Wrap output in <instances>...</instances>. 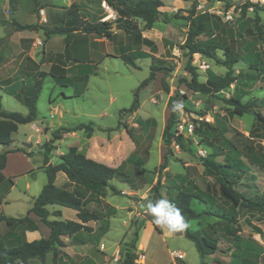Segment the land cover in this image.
Returning <instances> with one entry per match:
<instances>
[{"label":"rangeland","instance_id":"obj_1","mask_svg":"<svg viewBox=\"0 0 264 264\" xmlns=\"http://www.w3.org/2000/svg\"><path fill=\"white\" fill-rule=\"evenodd\" d=\"M162 1L164 7L160 8L152 28H146L140 19H132L140 31L133 36L119 29L117 15L107 9L104 0H40L39 6L35 0H17L13 19L8 14V0H0V105L10 112L26 114L27 109L8 94L11 89L4 90L3 81L9 78V83H15L12 92H18L23 86L28 88L33 81L32 75L41 69L46 72L50 69V65H44L45 53H61L65 49L62 36L46 40L42 29L16 31L12 21L52 28L59 20H48L45 13L59 19L67 14L71 5H75L83 23L109 21L114 28L111 37L76 32L80 34L73 40L72 60L68 65L72 82L60 85L52 77L46 78L37 102V121L20 126L9 147L10 150L25 149L32 154V159L29 162L12 159L8 172L34 171L15 180L10 191L8 182L0 184V193L5 196L2 213L14 218L27 215L34 198L47 183L45 172L39 168L44 166L43 158H40L44 145L52 139L54 131L80 124H91L92 136L83 130L63 134L62 139L54 144L49 162L58 163L61 155L76 147L87 157L108 166H123L129 183L113 180L111 183L118 194L107 189L102 199L89 205L99 214L100 220L88 223L91 233L83 232L74 240L64 238L67 246L62 253L68 257L59 264H123L120 251L133 240L136 230L139 229L140 233L141 222L145 229L140 233V242L146 246L142 251L137 242V263L201 264L193 242L180 232H169L147 220L145 205L153 201L157 185L165 199L169 200L175 192L184 190L204 201L194 200L192 207L207 214L191 222V228L202 229L217 239L218 251L207 257V264H264V215L234 208L220 191L219 177L206 171L202 162L203 158L213 156L215 161L233 166L230 171L237 183L236 188L248 196L263 197L264 128L259 125L253 128L255 118L252 115L233 114L227 100L234 95L235 84L227 92L204 95L189 90L182 82L191 80L189 63L201 83L224 76L227 68L201 54L190 56L184 48L192 3ZM246 3L263 6L253 0H198L195 17L204 29L196 41L201 46L211 41L226 42L239 52L242 59L235 65L234 75L240 81L252 84L242 102L255 101L257 110L264 113L259 104L264 96V73H258L250 66L255 55L260 54V67L264 68V43L249 33L252 26L249 20L256 14L252 7L244 11ZM229 12L231 19L228 18ZM257 14L264 26V12L258 11ZM26 43H34L31 45L33 49H28ZM215 54L218 59H225L223 51L216 50ZM122 55L130 56L136 66L126 65ZM34 57L41 59L39 64L34 62ZM151 71L155 76L139 90L138 110L120 114L121 110L131 106L135 92ZM86 76L87 83L83 80ZM176 92L186 97L174 101L179 109V122L195 128L191 138H184L186 151L176 145L169 150L163 141V131L171 113L169 103ZM29 137L31 144L23 145L22 142ZM3 148L0 145V154L7 151ZM61 180H66L64 174L59 176L57 184ZM55 209L50 208V211ZM64 209L67 211L63 219L77 220L74 210ZM34 218L39 222L37 217ZM230 218L236 219L237 223L230 222ZM41 227V233H29L34 238L32 240L47 235L45 226ZM236 227H239L238 232L230 235V229ZM3 229L7 230V226L0 223V236L7 234ZM15 232L20 235L26 230L19 226ZM31 263L41 264L39 260ZM45 264H53L52 254L47 256Z\"/></svg>","mask_w":264,"mask_h":264},{"label":"trees","instance_id":"obj_2","mask_svg":"<svg viewBox=\"0 0 264 264\" xmlns=\"http://www.w3.org/2000/svg\"><path fill=\"white\" fill-rule=\"evenodd\" d=\"M40 0H35L36 6H39ZM184 2H191L190 15L188 19V39L184 48L190 52V56L194 54H201L209 58L221 62L227 68L224 76L219 77L215 81H207L201 83L198 80V74L195 68L189 63L188 68L191 74L190 81H182L187 88L193 92L201 93L204 95H214L221 92H227L230 87L235 84L234 95L227 100V103L232 106L233 114L243 116L252 115L255 118L254 129L259 127L264 128V113L257 110V103L255 101L243 103V98L248 94V88L252 84H247L240 81L234 75L235 65L241 61L239 52L235 51L226 42L211 41L206 46H201L196 41L200 32L204 27L199 23L196 15V7L198 0H181ZM208 2L224 1V0H206ZM106 4L117 15L118 27L123 32L129 35H138L140 31L132 22V19H140L146 24V28H152L153 24L160 14V8L164 7L162 0H104ZM48 6V5H44ZM42 7V8H44ZM246 11L249 7L254 9L256 16L249 20L252 23L249 33L255 38H258L261 44L264 43V26L260 24L258 11L264 12V5L258 6L250 3L244 5ZM17 10V0H9V16L13 19V15ZM59 22L52 28L47 26L35 25H21L15 21L14 26L16 31H37L42 29L44 31L46 40L51 39L53 36H62L65 42L64 52L55 55L53 65L49 73L40 71L33 77L32 84L25 88L22 87L18 92L10 93L17 101L23 104L26 109V114L19 112L6 111L0 105V145L4 148L10 147L13 144L12 135L17 133L19 127L26 124H31L38 119L37 102L43 89V85L47 77H52L54 81L60 85L71 83L72 79L67 76L66 67L72 60L71 47L74 38L81 34L102 35L111 37L112 25L109 21H99L96 23L85 22L83 23L79 17V11L75 5H71L68 12L63 17H59ZM2 21H0L1 23ZM48 22V21H47ZM76 32H80L76 34ZM261 46V45H260ZM216 50L224 52L225 59L221 60L215 54ZM52 57V56H51ZM121 59L126 65L135 67L134 60L128 55H122ZM250 66L258 71L264 73V68H261L260 54H256ZM154 71H151L150 76L143 81L140 87L134 94V101L127 109L120 111L123 113H132L138 110L139 104V90L146 86L151 80L154 79ZM84 82L87 83L88 76L84 77ZM254 82V81H253ZM167 88V87H166ZM169 90L168 88L166 89ZM175 98H186L176 92L175 97H172L169 103L170 117L167 121L166 127L163 131L164 145L170 150L173 142L175 141L179 147L186 151V145L182 136H176L174 127L179 122V109L174 105ZM261 107L264 108V96L259 101ZM85 131L91 137L93 128L91 124H80L73 128H62L53 132V137L44 145L42 152L44 162V172L47 177V183L41 190L40 194L34 198L33 206L28 211L27 215L23 217H10L1 213L0 207V223L3 222L8 227V232L4 237H0V264H32L33 260H39L41 264L46 263L47 256L52 254V263L59 264L67 254L62 253L65 248L66 242L64 238L75 239L83 232L91 233L92 228L87 226L91 221H99L100 216L97 212L91 210L89 205L94 203L97 199H102L103 194L107 189H111L115 194L118 190L111 183L115 179H121V183H129L128 176L123 171V166L114 168L106 164L100 163L94 159L87 157L82 152H79L76 147H71L66 154L59 157V162L55 165L49 162L51 152L55 149V143L62 139L63 134L76 131ZM253 131V130H252ZM22 152L28 157H32L30 152L23 148L7 150L0 154V184L6 182L5 177L2 175V170L6 168L7 155L10 153ZM203 166L206 171L213 173L220 179V191L222 195L229 200L234 208H245L249 211H254L264 215V196H248L240 192L236 188V181L231 176V169L233 166L221 164L213 158L208 156L202 159ZM59 172L64 173L68 182L62 186L56 185V178ZM10 186L14 183L12 180L7 181ZM154 199L158 200L163 198L159 193V185L154 188ZM2 194H0V205L2 203ZM194 200H201L194 194L184 190H178L169 198L177 208L181 209L183 215L191 223L200 219L203 214L194 209ZM204 202L203 200H201ZM60 206L67 209L76 211L77 221L75 220H50L51 216L61 217L62 212L57 210L50 212L48 206ZM36 216L39 221L50 230L48 238H41L34 241H27L25 234L18 235L15 229L23 226L26 231L36 232L39 230L38 224L33 220L30 215ZM148 221H153L148 213ZM229 220V219H228ZM230 222L237 223V220L230 218ZM144 223L141 222L139 228H143ZM239 227L230 229V235H235ZM186 239L193 242L200 258L201 264H207L206 259L213 256L218 251V242L213 236L205 234L202 229L193 230L191 227L183 231ZM264 239V232H262ZM139 241V229L135 231L133 240L126 244L120 251V260L123 264H144L137 263V255L135 254L136 245ZM8 243L10 244L8 246ZM82 244V243H81Z\"/></svg>","mask_w":264,"mask_h":264},{"label":"crops","instance_id":"obj_3","mask_svg":"<svg viewBox=\"0 0 264 264\" xmlns=\"http://www.w3.org/2000/svg\"><path fill=\"white\" fill-rule=\"evenodd\" d=\"M8 2H9V0H8ZM8 14H9V12H8ZM45 15H47L46 17H47V19L48 20H53L52 22H55V21H58V18L57 17H53V18H51L50 17V15H48L47 13H45ZM46 19V20H47ZM56 36H54V38H55ZM63 41H64V38L62 39ZM32 44H34V43H26V45H27V47H28V49H33L32 48ZM36 44V43H35ZM50 44H53V43H50ZM73 44L74 43H72V46H73ZM76 44H78L79 45V43H76ZM80 45H85V44H80ZM61 53H63V52H61ZM60 52L59 53H57V52H53V51H49V52H46L45 53V55L47 56V59L45 60L46 61V64H44V65H50V69H49V71L47 72V73H49L50 72V70H51V67H52V65H53V57L55 56V55H57V54H61ZM31 54V53H30ZM52 56V57H51ZM33 60H34V62H36L37 64H39V62H40V60L41 59H39V58H37V57H34L33 58ZM69 65V64H68ZM66 70H67V76L69 77V78H71L72 80H73V77H71V76H69L68 75V66L66 67ZM40 71H44V72H46L45 70H43V69H41ZM39 71V72H40ZM36 73H38V72H36ZM32 77V79H33V77H34V75H32L31 76ZM10 81H9V78H7L6 80H4L3 81V86L5 87L4 88V90L5 91H7V89H11L10 90V92L8 93L9 95H11L10 93H12V87L14 86V82L13 83H9ZM12 96V95H11ZM20 128V127H19ZM19 131V130H18ZM14 135L15 134H13L12 135V138H13V141L15 140L14 139ZM31 142H32V140H31V138L29 137V138H27V140H26V142L25 141H23L22 142V144L24 145V144H31ZM3 149H5V150H10L11 148H9V147H7V148H3ZM69 151V150H68ZM22 159V160H24L25 162H29V160L30 159H32V157H28L27 155H25L24 153H22V152H16V153H10V154H8L7 155V163H6V168L4 169V170H2V175L5 177V179H6V182L7 181H9V180H12L13 181V185L12 186H10V189H9V191L15 186V180H17L19 177H21L22 175H25V174H28V173H30V172H32V171H34V170H32V171H26V170H15V171H11V172H8L9 171V168L12 166V162H11V160L12 159ZM40 158L42 159L43 157H42V154L40 155ZM92 159V158H91ZM95 160V159H94ZM97 161V160H96ZM98 162H100V161H98ZM50 163L51 164H53V165H55V164H57V163H54L53 161H51L50 160ZM100 163H102V162H100ZM44 164V163H43ZM103 164H105V163H103ZM44 167L45 166H40L39 168L40 169H42L43 171H44ZM61 174H64V173H62V172H59L58 174H57V178H56V185L57 186H62L63 184H65V183H67L69 180H68V178H67V176L65 175V177H66V180L65 181H63V180H61V183H59V184H57V182H58V178H59V176L61 175ZM0 194H2V193H0ZM3 197V196H2ZM37 197V196H36ZM4 201H5V196L2 198V203H1V205H0V207H1V213H2V207H3V203H4ZM33 206V205H32ZM53 207H55L56 209L54 210V211H57V210H59V211H61L62 212V216L61 217H54L53 216V219H51V220H63V221H65V219H63V216L64 215H66V211L67 210H65L64 209V207H60V206H48L47 208H48V210L50 211V208H53ZM32 208V207H31ZM31 208H29V210L31 209ZM28 210V211H29ZM28 211H27V213H28ZM53 211V212H54ZM51 212V211H50ZM76 212V211H75ZM3 214V213H2ZM31 215H33V214H31ZM34 217H36V216H34ZM32 218L33 220H35V222L38 224V226H39V230L38 231H36V232H40L41 233V230H42V223L39 221H36V219L35 218ZM52 217V216H51ZM76 218H77V216H76ZM50 219V218H49ZM39 220V219H38ZM78 220V219H77ZM77 220H75V221H77ZM92 222V221H91ZM93 222H95V221H93ZM1 223H3V222H1ZM148 225H150V224H148ZM147 225V226H148ZM87 226H88V223H87ZM153 226V225H152ZM151 226V228H152V230H153V227ZM45 229H46V231H47V235L45 236V237H40L39 239H41V238H48L49 237V234H50V230L45 226ZM143 229H145V228H142V230ZM141 230V231H142ZM2 231H7L8 232V227H7V230H5V229H3ZM141 231H140V233H141ZM6 232V233H7ZM29 233H32V232H29V231H26V233H24L25 234V239L27 240V241H29V242H31V241H34V240H32V239H34V238H32V237H30L29 236ZM140 233H139V247L142 249V251H144V249H145V244H142L141 242H140ZM182 235H184L183 234V231H181L180 232ZM4 235L5 234H2L0 237H4Z\"/></svg>","mask_w":264,"mask_h":264},{"label":"clouds","instance_id":"obj_4","mask_svg":"<svg viewBox=\"0 0 264 264\" xmlns=\"http://www.w3.org/2000/svg\"><path fill=\"white\" fill-rule=\"evenodd\" d=\"M146 211L152 217L153 223L166 228L169 232H181L191 227V223L168 199L161 198L148 201Z\"/></svg>","mask_w":264,"mask_h":264},{"label":"built area","instance_id":"obj_5","mask_svg":"<svg viewBox=\"0 0 264 264\" xmlns=\"http://www.w3.org/2000/svg\"><path fill=\"white\" fill-rule=\"evenodd\" d=\"M255 3L257 4H262L264 5V0H253ZM104 4L107 6V9H111L107 4L106 2H104ZM112 10V9H111ZM229 15V19H231V15H230V12L228 13ZM41 44V43H39ZM194 126L189 124V125H185V124H182L180 122L177 123V126H176V131H175V134L176 136H182L183 138H191L193 135H194ZM172 145H176L177 147H179L178 144H176V142L174 141Z\"/></svg>","mask_w":264,"mask_h":264},{"label":"water","instance_id":"obj_6","mask_svg":"<svg viewBox=\"0 0 264 264\" xmlns=\"http://www.w3.org/2000/svg\"><path fill=\"white\" fill-rule=\"evenodd\" d=\"M112 30H114V28H112Z\"/></svg>","mask_w":264,"mask_h":264}]
</instances>
